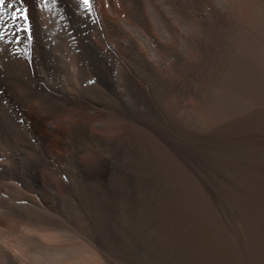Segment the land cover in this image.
Returning <instances> with one entry per match:
<instances>
[{
	"label": "bare ground",
	"instance_id": "6f19581e",
	"mask_svg": "<svg viewBox=\"0 0 264 264\" xmlns=\"http://www.w3.org/2000/svg\"><path fill=\"white\" fill-rule=\"evenodd\" d=\"M89 2L90 9L83 0H6L0 11L3 16L0 30L4 32L0 40V264H146L149 206L159 205L165 190L178 188L192 200L191 195L196 190L194 183L198 181L193 178L195 168L201 169L203 174L202 170L209 165L214 168L219 157L228 163L231 159L232 169L237 168L240 173L239 169L245 166L238 167L242 163L240 159L244 158L241 153L250 150L249 138L245 141L248 150H240L246 119L250 117L254 122L252 127L256 123L252 118L258 116V111H264L259 110L260 106L264 107L259 102L260 97L264 99V45L260 41L264 36V0ZM218 3L221 7L216 6ZM17 8L28 17L27 22L19 20L20 25L26 23V30L18 31L17 24L11 20ZM245 80H248L247 87L243 84ZM257 125L261 127L260 122ZM263 127H255V131L250 129V132L256 135L261 130L259 134H264ZM250 136L253 137H247ZM250 154L246 162L254 158ZM248 166L245 171L252 175ZM227 169L226 174L220 173L227 176L233 172L228 173ZM216 170L212 169L215 173ZM255 173L252 176L258 171ZM261 174L264 172L256 176ZM235 180L238 182L236 177ZM248 181L253 192V177ZM213 183L215 181L210 184ZM260 184L263 186L264 180ZM257 185L254 184L256 191ZM207 190V195H213ZM234 190H230L234 193L232 197L227 193L228 201L236 196L237 189ZM246 190L248 197L249 190ZM200 191H197V199L203 197ZM169 195L164 194L173 196ZM165 197L164 201H168ZM250 198L245 199L250 202ZM209 199L205 200L210 202L213 198ZM247 208L249 205L244 212ZM213 209L219 212L214 214L218 213L221 219L223 211H219L218 205L216 209L213 205ZM156 210L154 213H160ZM173 216L176 219L177 215ZM166 219L164 221H171ZM160 223L158 226L162 225ZM159 228L158 232L163 229ZM194 228L192 236L193 231H198ZM260 229L262 232V227ZM180 232L174 230L175 234ZM164 233L166 236V230ZM244 234L241 235L247 236ZM235 235L226 237L231 242ZM209 237L213 236L206 239ZM182 238L183 242L188 241ZM186 239L189 238L186 236ZM200 240L197 239L198 243H202ZM223 240L228 241L226 238L220 241ZM252 242L258 244L260 239ZM235 244L233 253L237 249ZM169 247L165 249L168 251ZM249 248L243 250L246 252ZM260 252L258 249V258L262 255ZM225 254L234 260V254L228 251Z\"/></svg>",
	"mask_w": 264,
	"mask_h": 264
},
{
	"label": "rangeland",
	"instance_id": "374dc122",
	"mask_svg": "<svg viewBox=\"0 0 264 264\" xmlns=\"http://www.w3.org/2000/svg\"><path fill=\"white\" fill-rule=\"evenodd\" d=\"M217 4V3H216ZM217 7L219 6V7H221V3L219 4L218 3V5H216ZM260 37H262V35L260 36ZM260 41H261V43H262V45H264V36H263V38L261 39L260 38ZM245 82V83H244ZM243 82V84H245V87H247V85H248V80L246 81H244ZM260 99L261 100H263L264 101V99H262V97H260ZM259 99V100H260ZM246 100H248V99H246ZM259 101V102H261L262 103V105L264 104L262 101ZM249 101V100H248ZM248 101H246L247 103H249ZM261 104H259V106H260ZM264 106V105H263ZM261 108H259V110H264V107H262V106H260ZM263 108V109H262ZM262 113H264V111H258V116H256L255 118H252L253 120L255 119V125L254 126H252L251 127V124L253 125L254 124V122L253 121H251V119H249V118H247L246 119V123H245V127H244V129H243V131H242V135H244V136H242V142H241V146H240V150H241V152H242V150L244 151V150H248V149H246V148H248L249 147V149L250 150H248V152H249V154L250 155H252V157H256L255 158V160H253L254 158H250V164H248V162H246L247 160L246 159H248L249 157H248V152L247 151H245L244 153H241V155H242V157H241V155H240V157L241 158H243V159H240V160H242V161H239V163L240 162H242L243 163V165H242V163H241V165H239L238 167H242V166H244V164H245V168L244 167H242L243 168V170H244V172L243 173H241V171H242V168H240L239 170H241L240 171V173H239V171L237 170V168H236V165H235V168H236V171L235 170H233L232 168H233V166L231 165L232 163H231V159L229 160V162L231 163H228V161H226V160H224V161H226L227 162V164H226V162H223V158L222 159H220V157H219V162L216 160V159H218V156L215 154V157H214V159L217 161V164L218 165H221V166H223L224 167V169H225V171L223 170V168L220 166H218L217 167V164L215 165V163H216V161H214L215 163H213V165H215L214 166V168H213V166H212V169H214V171L216 170V173L214 172V171H212V169L208 166L207 167V169H209V170H207L206 168H204V170H202L203 171V174L201 173V169L198 171L196 168H195V173L196 174H198L197 172H199L200 174H198L199 176L202 174V176L204 177H202V176H200L202 179H200V181H202V182H200L199 181V176L197 177V176H195L196 174H194V176H193V178H195V179H197L198 178V181L197 180H195L196 181V183H194V185L195 186H197V184L198 183H200V184H198V186H199V189H197L198 187H196L195 188V186H194V189H196L197 191L198 190H202V191H204V193L202 192V191H200L201 192V194L200 195H203V197H200L199 196V200L196 198V197H198V192L195 190V192H197V193H195V192H193L194 194H192L193 195V197H192V195H191V198H193L192 200H188L190 197L189 196H187V193H185V192H183L181 189H179L178 188V190H173L172 189V191H170V190H165L164 192H163V195H161V197L163 196V198H161V200L164 202H162V201H160L159 202V205H160V203H162L160 206L162 207V208H164V205L166 204L167 206H165V208L164 209H162V208H160L159 207V205H156L155 203H152L154 206H149V211L151 212V213H149L148 211V213H147V217L148 218H150L151 216V218L150 219H148L147 218V226H148V229H147V244H146V253L149 251V253H151V254H147L148 256H147V258H146V264H191V262H193L192 264H210V263H212V264H231V262H233L234 264H255V262L257 261V263L256 264H264V262L262 261L261 262V260H264L263 258H264V251H262V250H264V248L262 249V247L261 246H263L264 247V233L262 234V232H264L263 230H264V190L262 191L261 190V188L260 187H264V185L263 186H260L261 184H263V183H261L260 184V182L262 181L263 182V178L261 177V175H263V174H261V175H259V176H256L258 173L260 174V173H262V172H264V171H262V170H264V166H263V164H264V159H262V158H264V147H262V144H263V146H264V141H263V139H264V137L263 136H260V135H264V134H259V133H261V130H260V132H259V130L258 129H256V130H258V132H256V135L254 134V132H250V129H253V130H251V131H255V127H259V129H261V127H263L262 125H264L263 123H261L262 122V120L264 119L263 117H264V115L262 114ZM260 115H262V118H260ZM258 117V118H257ZM259 118H260V120H259ZM251 121V122H250ZM260 122V125H261V127L260 126H256V124H258V123ZM263 122H264V120H263ZM250 123V124H249ZM248 124V125H247ZM248 126V127H247ZM251 128H250V127ZM249 128V131L247 130ZM246 129V130H245ZM263 129H264V127H263ZM248 131V133H246ZM246 133V134H245ZM262 133H264V130H262ZM252 135L254 138H255V140H253L252 138H251V136L250 137H247L248 135ZM258 134V135H257ZM259 136V137H258ZM244 137V138H243ZM247 138H249L250 139V143L249 142H247V144L249 145H251L252 143L255 145V147H254V145L252 144L251 146L249 145L248 147H246V140H247ZM263 138V139H262ZM248 139V140H249ZM251 140H253L254 142H252ZM257 140V141H256ZM262 140V141H261ZM258 141H261V142H258ZM252 142V143H251ZM201 143V142H200ZM262 143V144H261ZM242 145H244L243 146V148L241 149V147H242ZM252 146L255 148V150H253L252 149ZM229 147H231V146H229ZM251 147V148H250ZM245 148V149H244ZM261 149L263 150L262 152H260L261 151ZM253 152H252V151ZM251 151V152H250ZM256 152V154H254L255 156H253V153H255ZM258 153H259V155H258ZM263 155H262V154ZM244 154V155H243ZM247 157H246V156ZM229 156V155H228ZM227 156V157H228ZM257 156H259V157H257ZM261 156V157H260ZM226 157V158H227ZM229 157H231V156H229ZM228 157V158H229ZM246 157V158H245ZM260 158H261V160H260ZM257 159V160H256ZM223 162H221V161ZM252 160L253 161H255L254 163H253V166H252ZM260 160V161H259ZM259 161V163H257V162ZM261 161H263L262 163H261ZM245 162V163H244ZM204 163H205V161H204ZM255 163H256V168H259V170H256V168L254 167V165H255ZM230 164V165H229ZM258 164V165H257ZM259 164H262V166H263V168H262V166L261 165H259ZM224 165H226L227 167L228 166H230L228 169H227V167L226 166H224ZM251 166V168L252 167H254V169H251L249 166ZM247 166H248V169H250L251 170V172L253 171H256V173H257V171H258V173L256 174V175H254V176H252L253 175V172H252V175L248 172H246L245 170H246V168H247ZM216 168V169H215ZM221 168V169H220ZM234 168V169H235ZM199 169V168H198ZM203 169V168H202ZM220 171H219V170ZM226 169H227V171H228V173L231 171V170H233V172L231 171L229 174H232V173H234V174H232V176L231 175H229V174H227V176L225 175H222V174H224V172H225V174H226ZM247 169V171H249ZM207 170V171H206ZM222 170V171H221ZM230 170V171H229ZM197 171V172H196ZM210 171V172H209ZM260 171V172H259ZM262 171V172H261ZM214 172V173H213ZM220 172H222V174L220 173ZM235 172H237L236 174H235ZM246 172V173H245ZM205 173V174H204ZM215 174V176L214 175H212V174ZM220 173V174H219ZM247 175H249L250 174V177L252 178L253 177V180L254 181H251V186H252V188H253V192H251V190L252 189H250L251 187H250V181H248V180H251V178H248L249 176L247 175H245V174ZM217 174V175H216ZM234 175H235V177L237 178V181L238 182H235L236 180H235V177H234ZM237 175V176H236ZM240 175V176H239ZM223 176V177H222ZM229 176V177H228ZM256 176V177H255ZM264 176V175H263ZM215 177V178H217V179H213V178ZM258 177V178H257ZM213 180H212V179ZM226 180H228V179H230L229 181H226ZM232 178V179H231ZM246 178V179H245ZM248 178V179H247ZM260 178V182L258 181V179ZM203 179L205 180V181H203ZM207 179H209V181H207ZM222 179V180H221ZM234 179V182L236 183H234L233 181H231V180H233ZM193 180V179H192ZM221 180V181H220ZM255 180H257V181H255ZM206 181L209 183H206ZM215 181V184L213 183V185H211L212 184V182H214ZM220 181V182H219ZM230 181H231V184H230ZM247 182V185H246V183L245 182ZM193 182H194V180H193ZM198 182V183H197ZM205 184H204V183ZM216 182H217V184H216ZM224 182L226 183L225 185H224V187H223V184H224ZM229 182V183H228ZM232 182H233V185H232ZM252 182H255L254 184H255V186H256V184L258 183L259 185H257V191H256V189H255V186H254V184L252 183ZM257 182V183H256ZM211 183V184H210ZM222 183V184H221ZM249 183V184H248ZM202 184V185H201ZM221 184V185H220ZM232 186H230V185ZM244 184H245V186L247 187L246 189H250L249 191H248V197L251 199V201L249 202V200H246V199H249L248 197H246L247 196V194L245 193V192H247V190L245 189V186H244ZM200 185H201V187H200ZM205 185H207V186H205ZM209 185V186H208ZM211 185V186H210ZM227 185V186H226ZM230 186V187H229ZM254 186V187H253ZM260 186V187H259ZM203 187H205V188H203ZM213 188V189H211L212 190V192H211V190L209 189V188ZM216 187H218V188H216ZM227 187H229V189L230 188H232V189H230L231 191H233L234 189V192L236 191V189H237V193H235V195L236 196H234V197H236V198H238V200L237 199H234V197H233V199H234V202L231 200V198H230V201H231V204H230V201H228L229 200V198H228V196L230 197L231 195H233L234 193H230L231 191L227 188ZM233 187H235V188H233ZM237 187V188H236ZM201 188V189H200ZM260 188V189H259ZM204 189V190H203ZM208 189V190H207ZM214 189H215V191H214ZM216 189H217V191H216ZM226 189V190H225ZM244 189H245V191H244ZM255 189V190H254ZM258 189H259V191H262L261 192V195H258V194H260V192L258 191ZM262 189H264V188H262ZM183 192V194H181V191ZM206 190H207V192H208V194H213V195H207L206 194ZM224 190L226 191L225 193H226V195H228L227 193H230L227 197H226V195L224 194ZM229 190V191H228ZM174 191V192H173ZM221 191V192H220ZM254 191H256V193L254 192ZM199 192V193H200ZM214 192V193H213ZM216 192V193H215ZM218 192H220V193H218ZM249 192H250V194H251V196H250V194H249ZM168 193H170V195L172 196V197H165L166 195H168ZM172 193V194H171ZM203 193V194H202ZM254 193V194H253ZM164 194H165V196H164ZM176 194V195H175ZM178 194H180V195H178ZM216 194V195H215ZM255 194L257 195V196H255ZM169 195V196H170ZM181 196V197H178V196ZM183 195L185 196V197H183ZM204 195H206V197L204 196ZM217 195H218V197H217ZM210 197V199L211 198H213V199H211L212 201H210V202H212V203H210L209 201H206L205 199H209V197ZM214 196H216V197H214ZM164 197H165V199H168V201L170 200L171 201V204L173 205V207L174 208H172V209H170V206H172V205H169L170 204V201L168 202V201H164ZM184 198V200H183V198ZM232 197V196H231ZM255 197V198H254ZM256 197H257V199L259 200L260 198V200L258 201L257 199H256ZM170 198V199H169ZM174 198V199H173ZM179 198V199H178ZM180 198H182V200L180 199ZM201 198V199H200ZM205 198V199H204ZM215 198H217L216 200H215ZM226 198H228V199H226ZM246 198V199H245ZM262 198H263V200H262ZM209 199V200H210ZM219 199V200H218ZM228 201V204H229V206H231L230 208H229V206H228V204H227V201ZM253 199H256L255 201H253ZM186 200V201H185ZM188 200V201H187ZM196 200H198V202H203V204L202 203H198V202H196ZM202 200H204V201H202ZM173 201H174V204H173ZM190 201V202H189ZM216 201V202H215ZM226 201V202H225ZM247 201H248V203H247ZM256 201H257V204H256ZM262 201V202H261ZM179 202V203H178ZM194 202V203H193ZM206 202H209V203H206ZM220 202V203H219ZM236 202V203H235ZM238 202V203H237ZM254 204H253V203ZM261 202V203H260ZM169 203V204H168ZM189 203H190V205H189ZM192 203V204H191ZM198 203V204H197ZM215 203V204H214ZM224 203V204H223ZM250 203H252L251 204V206H250ZM176 204V205H175ZM184 204V205H183ZM188 204V205H187ZM197 204V205H196ZM205 204V205H204ZM209 205V207L208 206H206V205ZM214 205V208L216 209L217 208V205H218V208H220L219 209V211L221 212V211H223V212H221V219L222 218H224V219H220V216H219V212L218 211H216V210H214L213 209V205ZM221 204H223V206L221 207L220 205ZM256 204V205H255ZM175 205V206H174ZM178 205H181V206H179V207H177ZM183 205V206H182ZM194 207H192V206ZM199 205H200V207H199ZM227 205V206H226ZM234 205H235V207H234ZM237 205H240V206H237ZM247 205V206H246ZM248 205H249V207L250 208H247V209H245V210H247V211H245V212H247V213H245L244 212V208H246V207H248ZM254 205L255 206H257L256 208H257V210L259 209V207H260V209L257 211H255V207H254ZM262 205H263V207H262ZM157 206L159 207V209H161V210H159V209H153V208H157ZM169 206V207H168ZM186 206V207H185ZM195 210V208H196V211H195V213H194V210L191 208V207ZM204 206V207H203ZM220 206V207H219ZM236 206H237V208H236ZM166 207H168V208H166ZM175 207H176V209H175ZM189 207L192 209V211H191V209H189ZM212 207V208H211ZM241 207V208H240ZM180 209V212H178V210ZM184 208L186 209V210H184ZM199 208V209H198ZM208 208H209V210H210V212H209V210H208ZM222 208H224V209H222ZM228 208V209H227ZM239 208V209H238ZM252 208H255V209H252ZM169 209V211H171L172 210V212H168L167 210ZM173 209H175V211L173 210ZM178 209V210H177ZM182 209V210H181ZM203 209V210H202ZM206 209V210H205ZM212 209L214 210V211H212ZM236 209H237V211H238V213L239 214H241V216H242V214H243V216L240 218V215L238 216L236 213H237V211H236ZM160 211V213H154V211ZM197 210H198V213H197ZM200 210H202V212H199ZM218 210V209H217ZM226 210V211H225ZM167 212V213H165V212ZM176 212V213H180V214H176V213H174V212ZM182 211V212H181ZM189 211V212H188ZM190 211H191V214H192V216H191V214H189L190 213ZM207 211V212H206ZM261 211V212H260ZM162 212V213H161ZM183 212H184V214H187V212H188V214L187 215H184L183 214ZM206 212V213H205ZM215 212H218L217 213V215L216 214H214ZM233 212H234V214H236V215H233ZM257 212V213H256ZM174 213V214H173ZM183 215H182V214ZM207 213H209V214H211L212 215V218H210V216H209V214H207ZM226 213V214H225ZM165 214H167V216H162V215H165ZM168 214H171V215H168ZM197 214V215H196ZM198 214H201L200 215V217H199V215ZM229 214V215H228ZM246 214H248L247 216H246ZM258 214V215H257ZM259 214H260V216H259ZM149 215H151V216H149ZM154 215H156V216H154ZM160 215V216H159ZM173 215H180V216H176V219H175V216H173ZM190 217H189V216ZM204 215V216H203ZM206 215H208V217L206 216ZM222 215H225V217H222ZM245 215V216H244ZM252 217V218H250V216ZM161 217L160 218V221L158 220L159 219V217ZM168 216H170V219H168L169 217ZM182 216H184V217H182ZM195 216V217H194ZM214 216V217H213ZM237 217L238 219H236L235 217ZM258 216H259V218L261 219H263V220H261V222H259L260 220H259V218H258ZM156 217V218H155ZM165 217V218H164ZM216 217V218H215ZM244 217H247V218H244ZM167 218V219H166ZM178 218V219H177ZM180 218V219H179ZM181 218H182V221H181ZM187 218H190V220L189 219H187ZM198 218V219H197ZM214 218L217 220H214ZM233 218V219H232ZM235 218V219H234ZM173 220L172 222L171 221H168V222H166V221H164V220ZM213 219V220H212ZM231 219V220H230ZM156 220V221H155ZM158 220V221H157ZM175 220V221H174ZM179 220L181 221V223L179 222ZM220 220H221V222H220ZM224 220V221H223ZM234 220V221H233ZM238 220H242V221H238ZM256 220L260 223L259 224V228H257L258 226V223H257V225L255 224L256 223ZM149 221V222H148ZM176 221H177V223H176ZM188 221V222H187ZM212 221V222H211ZM222 221L224 222V224H223V226H222ZM236 221V222H235ZM237 221L240 223V225H239V223L238 224H233V222H235V223H237ZM161 222V223H160ZM165 222V223H164ZM207 222V223H206ZM218 222H220V226L219 227H216L219 223ZM242 222V223H241ZM244 222V223H243ZM249 222V223H248ZM149 223V224H148ZM157 223V224H156ZM159 223L160 224H162V225H160L163 229H161V230H159L160 232H158V228L160 227V226H158L159 225ZM168 223V224H167ZM173 223V224H172ZM174 223H176L177 224V226H176V224H174ZM184 223V224H183ZM195 223V224H194ZM198 223V225H199V227H198V225H196ZM204 223H206L205 225H203ZM212 223H214V225L212 224ZM218 223V224H217ZM247 223L249 224V225H251L250 227L251 228H249V225H247ZM165 224H166V226H165ZM180 226H179V225ZM157 225V227H155ZM173 225V227L171 228V226ZM195 226V228L194 229H197L198 231H200L201 230V227H202V230L200 231L201 232V234H200V232H198V231H196V232H198V235H197V233L195 232V231H193L194 232V235L192 236V230H193V228H192V226ZM212 225V226H211ZM236 227V230H235V228H234V226ZM238 225V226H237ZM153 226V227H152ZM205 226V227H204ZM234 228L233 230H232V228ZM239 226H241V229L240 228H237V227H239ZM254 226H255V228H254ZM257 226V227H256ZM160 227V228H161ZM178 227V228H177ZM181 227V228H180ZM197 227V228H196ZM204 227V228H203ZM223 227V228H222ZM262 227V232H260L259 230H261L260 228ZM159 228V229H160ZM171 229V230H169V229ZM176 228V229H175ZM211 228H213V229H211ZM221 228L223 229V230H221ZM243 228V229H242ZM247 228V229H246ZM254 229V231H253V229ZM156 229V230H155ZM168 229V230H167ZM182 229V230H181ZM225 229V230H224ZM229 229H231V230H229ZM240 229V230H239ZM246 229V230H245ZM250 229V230H249ZM258 229V231H256ZM148 230H149V232H148ZM165 230H166V232H167V235L165 236V234L166 233H164L165 232ZM174 230H175V233H177V232H179V231H181L180 233H181V235H180V233H178V234H175L174 233ZM179 230V231H178ZM203 230H204V232H203ZM238 230H239V232H241V233H239L238 232ZM250 232L251 230V232L249 233L248 231ZM164 231V232H163ZM168 231H169V233H168ZM170 231L172 232V233H170ZM208 231V232H207ZM219 231V232H218ZM228 231H230L229 233H228ZM233 231H236V232H238L239 233V235H235V234H237V233H234ZM242 231H246L245 232V234L247 235V236H242L241 234H244V233H242ZM256 231V232H255ZM152 232V233H151ZM153 232L155 233L154 235H152L153 234ZM156 233H158V235H157V237L156 238H154L155 236H156ZM162 235H161V234ZM196 233V234H195ZM212 233V234H211ZM219 233V234H218ZM222 233V234H221ZM224 233H226V235H228L229 236V234H230V237L231 236H233V235H235V237L236 236H238V240L234 237V239H232L231 240V242L229 241V239H227V237H226V235L224 236L223 234ZM234 233V234H233ZM255 233V234H254ZM149 234V235H148ZM175 234V235H174ZM187 236V238H189V239H186V236ZM190 236V237H188V235ZM203 234V235H202ZM214 237V238H216V239H214L213 237H209V239H206L208 236H211V235ZM218 234V235H217ZM244 234V235H245ZM250 234V235H249ZM258 234V235H257ZM171 237H169V236ZM183 235V236H182ZM206 235H208V236H206ZM220 235V236H219ZM242 236V238H240L241 236ZM152 236V237H151ZM154 236V237H153ZM164 236V237H163ZM168 236V237H167ZM174 236V237H173ZM194 236L196 237V238H194ZM199 236V237H198ZM222 237L223 239L224 238H226V240H228L229 241V243H228V241H226V242H224L225 240H223V241H220L222 238H219V237ZM256 236V237H255ZM260 236V237H259ZM151 237V239H149ZM166 237V238H165ZM182 237H185V240H188V241H190V242H188V241H185V242H183L184 240H182L183 238ZM206 239H204V238ZM229 237V238H230ZM153 238V239H152ZM169 238V239H168ZM172 238H174V239H172ZM194 238V240H196V242L195 241H193L192 239ZM246 238V240H244ZM257 238V239H256ZM155 239H156V241H155ZM181 239V240H180ZM191 239V240H190ZM197 239H198V241L200 240V241H202V243L201 242H199L198 243V241H197ZM212 239H214V240H212ZM219 239V240H218ZM236 239V240H235ZM254 240V242H255V240H259L260 239V243H256V244H254L252 241ZM149 240V241H148ZM153 240V241H152ZM160 240H162L163 242H161ZM170 240V241H169ZM179 240V241H178ZM210 240V241H209ZM217 241L216 242V244H215V242L213 243L212 241ZM234 240V241H233ZM242 242H241V241ZM248 240H251L250 242L248 241ZM262 240V241H261ZM151 241V242H150ZM168 243H166V242ZM172 241V242H171ZM174 241V242H173ZM182 241V242H181ZM205 241V242H204ZM239 241V243H237ZM244 241V242H243ZM171 242V243H170ZM188 242V243H187ZM192 242L194 243V244H192ZM208 244H207V243ZM209 242H211V244L209 243ZM232 242H234V244H235V251H234V253H233V251L232 250H234L233 248H234V244L232 243ZM243 243V244H245V245H242L241 243ZM249 242V244L247 245V243ZM256 242H258V241H256ZM262 242V243H261ZM162 243V244H161ZM182 245H181V244ZM195 243L197 244H199V245H195ZM208 247L207 249H206V251H207V253H206V251H205V245ZM217 243H220V244H217ZM232 243V244H231ZM251 243V244H250ZM152 244V245H151ZM180 244V245H179ZM186 244V245H185ZM189 244H192V245H189ZM211 246H210V245ZM214 244L216 245V250H215V246H214ZM229 244V245H228ZM238 244H240V245H238ZM254 246H253V245ZM261 246H260V245ZM155 247H154V246ZM164 245H166L167 246V248L169 247V249H168V251H167V248L165 249V247H163ZM191 247H189V246ZM194 245V246H193ZM204 247H203V246ZM219 246V248H218V246ZM236 245H237V247H236ZM252 245V246H251ZM181 246H183L182 248H181ZM187 246V247H186ZM194 248H193V247ZM195 246H197V248H195ZM203 248H202V247ZM214 248H213V247ZM224 246V247H223ZM229 246H231V248L229 247V249H228V247ZM233 246V247H232ZM240 246H242V247H240ZM250 247L249 249V251H246L245 252V250H248V247ZM151 247V248H150ZM199 247V248H198ZM213 248V249H211L212 251H211V253H210V248ZM239 247V248H238ZM244 247V248H243ZM253 247V248H252ZM162 248H163V250H162ZM185 248V249H184ZM189 249V251L190 252H188V249ZM202 248V249H201ZM224 248H226L225 249V251L223 252V249ZM247 248V249H246ZM166 250V252H165V250ZM183 249V251L181 252V250ZM219 249V250H218ZM238 249H240V250H238ZM243 249H245V250H243ZM253 249V250H252ZM257 250V253L255 252V250ZM258 249H259V251H261L259 254H262L261 256H260V258H258ZM151 250V251H150ZM198 250V251H197ZM199 250H202V251H199ZM213 250H215V252L213 251ZM154 251H155V254H154V256H153V253H154ZM157 251V252H156ZM163 251V252H162ZM177 251V252H176ZM186 251H187V253H186ZM204 251V252H203ZM219 251H220V253H219ZM227 251H228V254H231V253H229V252H232L233 254H234V256H233V254H231L232 256H233V258L235 257V255H236V253H237V251L239 252V253H237V256L234 258V260L232 259V257L231 256H229V255H227V254H225V252L227 253ZM252 251V252H251ZM253 251L256 253V256H253V255H255V253H253ZM160 252L162 253V254H160ZM164 252H165V254H164ZM185 252V253H184ZM202 252V253H201ZM236 252V253H235ZM240 252H242V254L240 253ZM249 252H251V253H249ZM160 255H159V254ZM182 253H184V254H182ZM190 253V254H189ZM199 253H201V254H199ZM213 253V254H212ZM218 253V254H217ZM247 253V254H246ZM249 253V254H248ZM157 254V255H156ZM187 254H189V255H187ZM210 254V255H209ZM225 254V255H224ZM238 254H241V255H243L244 256V258H246L245 260H242V259H244L243 258V256H239ZM152 255V256H151ZM159 255V256H158ZM166 255V256H165ZM173 255H175V257L177 258V259H175L174 258V256ZM183 255V256H182ZM193 255V256H192ZM252 255V256H251ZM158 256V258H155V257H157ZM182 256V257H181ZM187 256H189V258L187 257ZM191 256H192V258H191ZM198 256V257H197ZM210 256V257H209ZM249 256H251L250 258H248ZM152 257V258H151ZM162 257V258H161ZM203 258L205 261H206V257H207V261L209 262H207L206 261V263H205V261L202 259V261L200 260L201 258ZM227 257V258H226ZM230 257H231V259H230ZM240 257H242V258H240ZM254 257H255V259H254ZM256 257H257V259H256ZM262 257V258H261ZM160 258V259H159ZM173 258V259H172ZM182 258V259H181ZM188 258V259H187ZM218 258V259H217ZM156 259H157V261L159 260V262H157L156 261ZM162 259H164V260H162ZM188 260V261H185V260ZM199 259V260H198ZM210 259V260H209ZM239 259V260H238ZM241 259V260H240ZM150 261V262H153V263H149L148 261ZM153 260V261H152ZM157 262H155V261ZM161 260V261H160ZM175 260V261H174ZM182 260H183V262H182ZM212 260V261H211ZM214 260H215V262H214ZM238 260V261H237ZM172 261H173V263H172ZM194 261H196V262H194ZM203 261H204V263H203ZM235 261V262H234ZM253 261H255L254 263H252ZM202 262V263H201ZM218 262V263H217ZM232 263V264H233Z\"/></svg>",
	"mask_w": 264,
	"mask_h": 264
},
{
	"label": "snow or ice",
	"instance_id": "6c2138e0",
	"mask_svg": "<svg viewBox=\"0 0 264 264\" xmlns=\"http://www.w3.org/2000/svg\"><path fill=\"white\" fill-rule=\"evenodd\" d=\"M5 4H6V0H0V11H2ZM83 4L86 7H88L89 9L91 8V4H90L89 0H83ZM7 7H12V5L7 4ZM21 19H23L25 22H27L28 17L23 10H21L20 8H17L12 13L11 20L13 21V23L17 24V30L18 31L21 29L26 30V27H27L26 23L24 25L19 24V20H21ZM0 22H3V16L2 15H0ZM3 38H4V32L2 30H0V40H2Z\"/></svg>",
	"mask_w": 264,
	"mask_h": 264
}]
</instances>
